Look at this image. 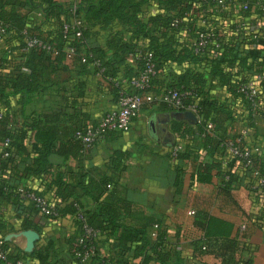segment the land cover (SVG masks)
<instances>
[{"label": "trees", "instance_id": "obj_1", "mask_svg": "<svg viewBox=\"0 0 264 264\" xmlns=\"http://www.w3.org/2000/svg\"><path fill=\"white\" fill-rule=\"evenodd\" d=\"M143 1L79 0L76 3H64L57 0H0V22L7 24L2 40L16 38L18 41L17 44L7 45L0 51V104L3 107L0 110V201H6L21 209L22 212L15 214L16 219L20 221L21 228L32 226L39 231L40 227L33 223L27 214L40 211L30 199H28L29 203H25L27 198L20 192L19 187L22 185L23 178L29 176L45 178L46 174L51 173V180L46 187L55 186L54 197L48 198L57 211V215L47 214V216L58 217L70 213L76 226V234L66 238L65 248L62 251H58L54 239L49 238L30 252L12 255L7 251V258L11 261L23 259L27 255H34L42 264L84 263L80 257L76 256L75 250L83 249L82 245L94 244L96 252L86 260L89 264H152L153 262L155 264H184L182 261L179 262L181 258L178 251L165 240L163 228H157L154 240L148 237L147 226L155 223L160 225V217L153 213L139 214L138 211H135L137 207L134 203L118 195L116 185L119 183V173L126 168L124 163L126 151L119 149L114 151L108 162L111 174L100 173L96 177L88 170L78 171L76 180L69 182L63 178L61 171H51L50 155L52 153L69 154L81 161L84 150L89 148L75 135L76 130L85 129L88 125L62 126L60 124V121L75 115V112L67 111L66 107H76V104L80 103L77 97L83 96L85 81L77 80L75 94H70V92V95L63 96L65 100L70 98L64 107L34 110L28 114L23 113V107L31 99L33 93L46 88V76H49L48 74L57 68L59 69V64L67 57V46L73 48L70 57L79 62L80 73L91 68L108 82L110 92L116 102L120 91L129 90L128 81L137 76L143 67V60L141 57L136 58L135 55L139 51L141 54L147 50L151 51L156 67L151 90L159 93L162 89L176 88L184 93V105L195 102L199 108V118L195 121V127L187 120L172 121V130L180 137L188 135V139L200 141L199 144L186 143L175 155L171 154L172 157H197L199 154L197 147L201 146L205 153L212 155L216 152L220 157L200 161L194 174L197 181L208 182L215 175L220 179L219 189L229 193L231 184L237 179L234 166L242 160L236 156H227L226 148L228 139H233L238 134L232 137L213 136L211 128L206 130L204 126L209 113L219 110L215 99L211 98L208 91L203 88L204 75L190 68H184L175 73L165 84L154 88L159 69L167 60L182 61L186 58L205 59L208 73L216 74L221 81H224L225 74L220 68L219 62L222 59L224 48L228 46L223 41L222 34L215 27L198 25L193 20L188 21L194 12L202 10L207 3H213L215 0H158L167 9L174 10V14L156 13L150 15L146 20L139 14ZM21 6L30 8L31 17L28 13L20 10ZM73 9L76 15L73 14ZM79 12L83 16L79 15ZM73 15L82 17L85 21L81 37L69 35L72 33L71 31L66 33L63 31V24L70 21L74 17ZM262 16L261 10L258 21L263 19ZM174 19H177L176 25L171 24ZM92 22L102 24L119 22L130 31V39L121 40L118 37H113L107 42V49L98 43L89 42L87 27ZM185 23L191 37L189 40H179L173 35V32ZM241 23V21L235 22L232 27L234 29L247 28L244 27L246 24L242 25ZM23 29H26V34L29 37L49 41L57 52L45 50L37 45H31L24 49V35L21 33ZM200 31L213 32L219 46L209 45L208 51L195 53L191 40ZM255 33L261 42L264 41V31ZM139 36L148 37V43L144 47L138 46L135 42ZM15 48H21L23 51L15 54ZM127 54L133 56L135 66L126 68L125 81H122L118 78L117 71L118 66L125 62ZM83 57L85 60H82ZM97 59L100 64L95 63ZM254 62L256 63L255 72H257L264 64V60ZM24 67L28 70H24ZM244 80L246 79L237 78L231 81L229 89L233 94L251 104L243 94L236 90L237 84ZM16 93L21 96L20 118L17 108L10 104V96ZM163 104L168 110L177 109L171 105ZM227 113L225 112L226 115ZM6 138L9 141L4 144ZM244 144L245 141L241 143V145ZM257 159L256 153H252L247 166L252 165L253 161ZM223 161L225 162L223 163ZM259 167L264 175V163H260ZM179 170L178 168L175 184L179 183ZM23 186L27 190L45 195V187L37 189ZM82 193L92 197L94 201L92 208H84L79 203V196ZM21 213L23 214L21 215ZM84 223L96 231L95 236L104 234L110 247L116 249L115 253L100 255L97 250L96 238L84 236ZM194 224L202 230V235L193 241L194 251L197 254L211 252L229 264H252L250 255L240 256L237 253L238 241L235 236H232L233 223L231 221L209 214L204 210H196L194 211ZM4 226V221H0V228ZM0 233L2 234L1 231ZM82 237L83 241L79 243V239ZM4 246L6 247V241ZM173 255L175 261H172Z\"/></svg>", "mask_w": 264, "mask_h": 264}, {"label": "crops", "instance_id": "obj_2", "mask_svg": "<svg viewBox=\"0 0 264 264\" xmlns=\"http://www.w3.org/2000/svg\"><path fill=\"white\" fill-rule=\"evenodd\" d=\"M57 1L79 2V0ZM260 2L264 0H215L213 3H207L202 10L194 12L188 19L198 25L215 27L222 34L223 41L228 46L224 48L219 62L225 74L224 81H221L216 74L208 73L205 59L186 58L182 61L167 60L159 69L154 85L156 88L165 84L175 73L184 68L200 72L205 78L203 88L208 91L211 98L215 99L219 108L217 112L212 111L206 117L205 129H210L207 123L211 122L213 136L227 137L237 135L244 127L248 129L246 140L260 147L256 153L258 159L249 166L241 161L236 163L234 170L237 179L231 184L229 193L219 189L220 179L215 175L208 182H200L194 178L200 161L216 159L220 157L218 153L209 155L200 146L197 147L199 153L197 157H172L170 151L174 143H181L183 148L188 142L198 144L200 142L188 139V135L180 137L172 130V121L187 120L195 127L197 119L194 121L186 116V111L189 109L168 110L162 102L144 101L128 129L108 131L84 150L81 161L69 154L52 153L50 155L51 171H61L63 178L71 182L76 180L78 171L88 170L96 177L100 173L111 174L108 162L114 151L117 149L126 151L124 155L126 168L119 173V183L116 185L118 195L134 203L137 207L135 211L139 214L153 213L160 217L161 223L157 228L164 229L165 240L168 243L181 245V249L176 251L181 258L179 262L182 261L184 264H229L211 252L197 254L194 251L193 241L202 235V230L194 224V214L188 213L190 209L204 210L231 221L232 236H235L238 241L237 253L240 256L250 255L252 264H264V196L258 191L261 179H264L263 172L259 169L260 163H264V89L259 93L260 101L257 105L247 103L229 89V83L237 78L251 79L256 71L254 61L264 60V41L261 42L255 36L256 31H264V17L262 16L263 19L258 21L261 11ZM20 10L31 17L32 11L28 6H21ZM74 11L73 9L72 12L76 15ZM164 12L174 14L175 11L167 9L158 0H144L139 14L146 20L152 14ZM37 14L40 13L37 12ZM79 15L83 16L81 12ZM239 21L246 24L244 27L247 28L234 29L232 25ZM87 28L89 42L98 43L105 48L108 47L107 42L113 37L121 40L130 39V31L119 22L110 24L92 22ZM173 35L179 40H189L191 37L187 32L186 23L174 31ZM17 42L16 38L0 41V51L5 46L15 45ZM135 42L138 46L144 47L148 43V37L139 36ZM21 51H23L21 48L14 49L15 54ZM78 65L79 62L75 58L66 57L59 64V69L46 76V88L33 93L31 99L25 103L23 113L66 106L70 98L65 100L63 96L70 92L75 94L77 80L83 79L85 92L82 97H77L80 103H77L76 107H66L67 111L75 112V115L60 121V124L62 126L96 125L103 113L115 108L117 102L110 92L107 81L91 68L80 73ZM134 66L133 56L127 54L125 62L118 66V78L125 81L126 68ZM23 69L28 70L25 67ZM20 99L21 96L18 93L10 96V104L17 108L19 118L22 104ZM2 109L0 104V110ZM225 112H228L227 115ZM201 117L203 118V114ZM178 168L180 169L179 183L175 184ZM50 180L51 173L46 174L45 178L34 176L23 178L21 184L29 188L45 187L44 194L53 198L55 186L46 187ZM25 203H29V200L25 199ZM79 203L88 209L94 206V201L88 194L82 193L79 196ZM18 212H22L21 209L6 201H0V221L5 223L0 231L5 238L7 251L12 255L30 252L49 238L54 239L58 251H62L65 248L66 238L76 234V226L70 213L58 217H50L41 212L28 213L29 219L40 227L38 231L32 226L21 228L20 221L15 216ZM157 228L153 225L147 226V235L151 240L155 239ZM27 229H34L38 233L31 248L25 233ZM154 231L155 234H153ZM96 241L100 255L115 253L116 249L110 247L104 234L97 235ZM22 261L23 264H42L34 255H27ZM172 261H175L174 255ZM83 262L72 264H89L86 261Z\"/></svg>", "mask_w": 264, "mask_h": 264}, {"label": "built area", "instance_id": "obj_3", "mask_svg": "<svg viewBox=\"0 0 264 264\" xmlns=\"http://www.w3.org/2000/svg\"><path fill=\"white\" fill-rule=\"evenodd\" d=\"M259 5L264 17V2H260ZM171 24L176 25L177 19H174ZM84 27L85 21L83 18L74 16L70 19V21H66L63 24V31L64 33L71 31L72 33L69 35L81 37ZM6 29L7 24L0 22V41H2L3 35L6 33ZM21 33L24 35V49H27L31 45H37L45 50H52L54 53L57 52V50L49 41L37 37H29L26 34V29H23ZM191 44L195 53L208 51L210 47L209 45L214 47L219 46V42L216 40L213 32L205 33L203 31H200L192 38ZM66 50L67 57L70 58L73 48L71 46H67ZM135 57H141L143 60V67L137 76L132 77L128 81L127 85L129 86V90L120 91L117 100V106L104 112L96 125H88L85 129L76 130L75 135L82 140L86 147L92 146L97 140L102 138V136L110 130L128 129L131 120L136 116L144 101L162 102L176 108L192 110L196 115V119L198 120L199 108L197 104L195 102H189L188 104L184 105L183 92L176 88L162 89L159 93H155L153 90H151L152 78L156 73L155 62L153 60L151 51L147 50L143 52V54H141L139 51ZM82 60H85V57H83ZM95 63L100 64V61L97 59ZM262 89H264V64L261 66L259 71L255 72L251 79H246L239 82L236 87V90L243 94L252 105H257L259 103V93ZM211 126L212 123L208 122L207 127L211 128ZM247 134V128L244 127L240 129L238 135L235 138L228 139L226 148L227 156L230 155L239 157L245 165L249 164L250 155L252 153H257L260 149L258 144L248 143L246 140ZM8 141L9 139L6 138L3 143L7 144ZM243 141H245V144L241 145ZM181 147V143H175L172 146L170 153L175 155ZM224 162L225 161H223V163ZM19 190L27 199L33 201L34 205L41 213L46 215H57V211L54 209L51 200L46 195L35 193L32 190H27L23 185L19 187ZM258 191L262 196H264V179H261V185ZM188 213L194 214V209H190ZM157 226L158 224L156 223L153 225L155 228H157ZM83 228L84 236L86 238H96V231L92 230L86 223L83 224ZM153 234H155V231ZM82 241L83 237L79 239V243H82ZM4 243L5 238L0 233V264H23V261L20 258L16 259L15 261H11L7 258V248L4 246ZM170 246L177 250L181 249V245L179 243H173L170 244ZM81 247L83 249L75 250V254L76 256L80 257L82 261L88 260L89 257L96 252V247L94 244H90L88 246L82 245Z\"/></svg>", "mask_w": 264, "mask_h": 264}, {"label": "water", "instance_id": "obj_4", "mask_svg": "<svg viewBox=\"0 0 264 264\" xmlns=\"http://www.w3.org/2000/svg\"><path fill=\"white\" fill-rule=\"evenodd\" d=\"M186 116L191 118L194 121L196 120V115L192 111L187 110ZM25 233L28 236V244H29V247L31 248L33 246L34 239L38 237V233L34 229H27Z\"/></svg>", "mask_w": 264, "mask_h": 264}, {"label": "rangeland", "instance_id": "obj_5", "mask_svg": "<svg viewBox=\"0 0 264 264\" xmlns=\"http://www.w3.org/2000/svg\"><path fill=\"white\" fill-rule=\"evenodd\" d=\"M113 109V108H112Z\"/></svg>", "mask_w": 264, "mask_h": 264}]
</instances>
